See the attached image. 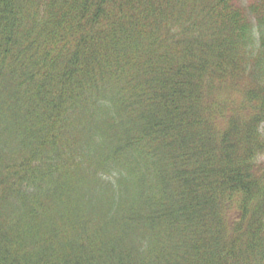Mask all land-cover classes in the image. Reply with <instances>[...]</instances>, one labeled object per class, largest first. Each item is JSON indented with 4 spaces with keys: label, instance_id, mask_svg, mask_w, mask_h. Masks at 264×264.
<instances>
[{
    "label": "trees",
    "instance_id": "obj_1",
    "mask_svg": "<svg viewBox=\"0 0 264 264\" xmlns=\"http://www.w3.org/2000/svg\"><path fill=\"white\" fill-rule=\"evenodd\" d=\"M263 123L264 0H0V264H264Z\"/></svg>",
    "mask_w": 264,
    "mask_h": 264
},
{
    "label": "rangeland",
    "instance_id": "obj_2",
    "mask_svg": "<svg viewBox=\"0 0 264 264\" xmlns=\"http://www.w3.org/2000/svg\"><path fill=\"white\" fill-rule=\"evenodd\" d=\"M237 95L235 94H230L229 97L235 98ZM262 131L264 133V123L262 124ZM260 162L263 164L264 167V154L260 157ZM236 209L231 210V214H233V216L236 215Z\"/></svg>",
    "mask_w": 264,
    "mask_h": 264
}]
</instances>
